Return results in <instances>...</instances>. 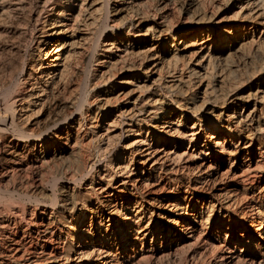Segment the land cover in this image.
<instances>
[{"label": "bare ground", "instance_id": "bare-ground-1", "mask_svg": "<svg viewBox=\"0 0 264 264\" xmlns=\"http://www.w3.org/2000/svg\"><path fill=\"white\" fill-rule=\"evenodd\" d=\"M0 264H264V0H0Z\"/></svg>", "mask_w": 264, "mask_h": 264}]
</instances>
